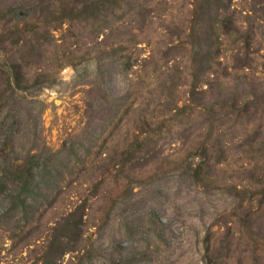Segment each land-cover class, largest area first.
I'll return each instance as SVG.
<instances>
[{
    "label": "rangeland",
    "instance_id": "1",
    "mask_svg": "<svg viewBox=\"0 0 264 264\" xmlns=\"http://www.w3.org/2000/svg\"><path fill=\"white\" fill-rule=\"evenodd\" d=\"M144 2L147 12L119 11L99 33L60 25L50 13L61 0H0V10L35 6L17 15L31 22L21 31L42 27L30 41L9 13L0 62L48 44L5 112L16 140L0 147V172L29 153L47 161L27 214L13 212L0 186V264L42 263L72 213L79 229L51 264H202L207 239L213 264H264V0H223L242 33L197 80L187 37L196 0ZM161 123L165 139L118 172L117 148ZM209 130L223 135L214 144L228 161L200 181L186 147Z\"/></svg>",
    "mask_w": 264,
    "mask_h": 264
},
{
    "label": "trees",
    "instance_id": "2",
    "mask_svg": "<svg viewBox=\"0 0 264 264\" xmlns=\"http://www.w3.org/2000/svg\"><path fill=\"white\" fill-rule=\"evenodd\" d=\"M148 4V2L143 3V0H89L80 5L78 0H61V3L50 14L54 16L60 25L66 22H74L77 25L92 26L94 27L93 32L97 31L100 33L101 31H105V27L109 26L112 28L115 19L119 16L125 18L130 13L139 14L141 11L147 12L149 10ZM34 7L31 5H20L16 8H11L9 11L2 9L0 10V21L3 20L5 22L11 16L8 14L12 13L17 20L13 24L16 33L19 34L21 32L25 34L26 39H33L38 34V29L42 27L36 25L29 32H25V30L21 31L20 26L22 23L24 24L22 25L23 28H26L30 26L31 22L27 20L22 22V18L20 19L17 15L23 11L21 14L24 17L29 16L31 12L35 11ZM119 11L121 13L117 16ZM224 11H226V5H224L223 0H196L194 3V16L187 37L193 53L191 75L196 80L200 77L201 73H205L208 69L210 70L213 64L218 62L222 54L225 39L228 36L242 33L241 29L232 19L233 17ZM143 18H145V15ZM10 23L9 21L8 25ZM29 33L30 36H28ZM35 41L37 43L33 46L34 48H18L17 53H20V58H13V60H10L11 63L8 64L0 62V147L2 146V149L8 147L9 144H12L16 140L14 136H10L11 134L9 135L6 131V126H9V123L7 122L8 116L5 112L19 92H22L26 87L31 85V76H29V72L27 71V69H30L28 61L38 57L48 45L46 44V40L45 42H40V40ZM35 104H38V101ZM247 107L248 105L238 111H247ZM181 111L184 112L185 108L181 109ZM160 122L158 123L160 124ZM161 124L162 127L157 130L147 131L146 135L142 138L141 134H139L133 141L129 143L125 142L123 147L119 146L117 148L115 152L116 158L120 157L122 163L117 170L118 172L123 171V168L131 160H136L138 156L145 155L153 143L165 139L166 131L163 130V123ZM207 133L204 139L199 142L197 148L186 147V150H189L187 156L189 170L193 172V177L200 181H210L214 177V173L210 169L220 167L228 161L226 151L223 149L224 145L220 149L218 145L214 144L215 135L216 138L223 136L221 132L216 130V134L214 135L213 131L209 130ZM45 158L42 159L40 155L29 153L22 162L16 159L3 166V170L0 172V186L4 189L3 196L9 198L11 201L14 213L23 211L27 214L30 210L29 203L31 196L34 187H38L40 183L36 179H38V174L45 167L47 161ZM71 217H73V213L68 217L64 226L55 229L54 239L50 241L47 247L48 250L43 255L42 263L38 264H51L54 258H59L68 251L66 248L67 243L64 242V239L68 236L67 232L78 231V224H80V221L77 223L73 222ZM209 242L207 239L206 256L202 264H213L208 254L210 252Z\"/></svg>",
    "mask_w": 264,
    "mask_h": 264
}]
</instances>
